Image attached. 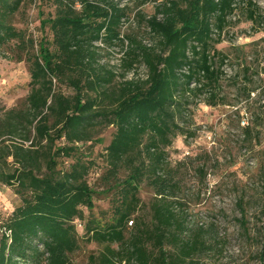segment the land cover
I'll return each mask as SVG.
<instances>
[{
    "label": "trees",
    "instance_id": "1",
    "mask_svg": "<svg viewBox=\"0 0 264 264\" xmlns=\"http://www.w3.org/2000/svg\"><path fill=\"white\" fill-rule=\"evenodd\" d=\"M32 1L0 0V50L27 63L30 74L24 106L10 109L0 123L32 141L29 148L14 145L0 157V187L13 188L21 201L7 218L0 215V264H72L84 239L105 249L90 254L87 264H200L192 256L205 247V230L190 229L174 208L184 203L174 200L183 191L190 165L206 178L207 161L201 163L200 154L197 166L192 159L174 166L167 149L177 136L194 135L181 122L196 99L206 95L207 104L216 106L222 97V68L229 59L217 45L241 0L165 1L147 20L159 40L156 45L127 37L126 71L142 64L145 77L124 76L119 83H114L115 73L97 63L96 45L124 43L125 9L103 6L102 0H51L54 15L42 19L41 26L49 27L54 50L47 37L36 50L34 37L14 24ZM247 6L249 20L260 23L259 7L252 0ZM242 68L250 81L251 65ZM56 83L71 87L73 94L65 95ZM250 83L245 88L250 122L243 142L257 162L262 116L254 109ZM109 126L114 133L101 155L99 186L111 205L100 217L95 212L100 193L89 182L96 161L80 144ZM9 158L18 165L12 172L4 167ZM144 188L156 198L152 225L138 217ZM244 202L240 198L237 206L246 230Z\"/></svg>",
    "mask_w": 264,
    "mask_h": 264
},
{
    "label": "rangeland",
    "instance_id": "2",
    "mask_svg": "<svg viewBox=\"0 0 264 264\" xmlns=\"http://www.w3.org/2000/svg\"><path fill=\"white\" fill-rule=\"evenodd\" d=\"M168 0H102L101 4L117 5L126 10L122 20L121 37L124 43H98L97 63L106 71L115 73L114 83L130 78H142L146 75L145 66L138 64L133 71L127 72L123 64L130 49L127 37H134L144 45L154 46L158 38L150 33L147 20L152 17L156 8ZM241 0L237 10L230 18L229 25L223 33V40L217 48L228 56L223 66L221 80L222 97L216 106L207 104L206 95H201L189 107L187 117L181 125L193 136H177L167 149L169 161L175 166L180 161L199 164L201 154L207 161L206 178H200L190 165L184 173L183 191L174 201L179 215L186 218L190 229L203 227L205 247L197 249L192 259L200 264H263L261 253L264 250V19L254 25L248 18V2ZM264 17V0H252ZM55 6L51 0H34L16 15L14 24L18 29L26 30L36 40L35 49L42 37H47L51 50L52 34L49 27H42V19L54 15ZM161 18V16H160ZM42 27V28H41ZM252 67L250 81L243 76L242 66ZM102 70V71H105ZM236 77V80H232ZM250 83L255 92L251 98L255 100L254 109L261 113V137L257 144V162L252 161V154L245 149L244 127L250 122V115L245 111L247 96L246 84ZM30 74L24 61H17L11 53L0 50V120L14 107L24 106L29 94ZM57 89L65 95H72L73 89L66 84L56 83ZM249 85V84H248ZM263 113V114H262ZM260 115V114H259ZM260 123V122H259ZM114 128L109 126L98 130L95 137L80 147L87 157L96 161L95 172L89 182L100 193L95 197V212L101 214L109 211L110 200L99 186V177L104 171L101 155L109 145ZM32 141L25 140L19 134H13L0 123V157L14 145L31 146ZM60 143V142H58ZM63 143V141H61ZM190 157V158H189ZM68 163L63 165L66 169ZM6 171H13L18 165L9 158L4 165ZM240 198L245 200L247 229L240 219L242 214L238 208ZM143 205L138 217L145 218L152 225V204L155 195L150 188L142 192ZM21 204L20 198L13 188L0 187V215L5 219L11 210ZM86 214L88 211L85 209ZM101 214L100 217H103ZM108 216H105L107 218ZM77 223L80 235L83 226ZM192 235V231H190ZM1 236V231H0ZM116 248L117 245L115 244ZM105 249L95 242L81 240V250L72 258V264H87L90 254L101 253Z\"/></svg>",
    "mask_w": 264,
    "mask_h": 264
}]
</instances>
